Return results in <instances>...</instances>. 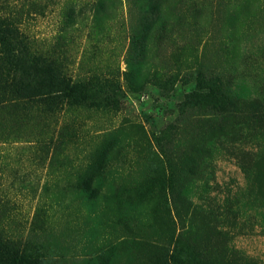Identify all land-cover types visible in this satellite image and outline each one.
Instances as JSON below:
<instances>
[{
	"label": "rangeland",
	"instance_id": "1",
	"mask_svg": "<svg viewBox=\"0 0 264 264\" xmlns=\"http://www.w3.org/2000/svg\"><path fill=\"white\" fill-rule=\"evenodd\" d=\"M7 5L74 81L0 112V236L26 264H264V0Z\"/></svg>",
	"mask_w": 264,
	"mask_h": 264
},
{
	"label": "trees",
	"instance_id": "2",
	"mask_svg": "<svg viewBox=\"0 0 264 264\" xmlns=\"http://www.w3.org/2000/svg\"><path fill=\"white\" fill-rule=\"evenodd\" d=\"M7 4L8 0H0V112L9 107V103L19 106L17 102L26 101L39 107L50 100L55 103L62 96L74 95V81L58 68V61L30 50L23 33L7 13L10 11ZM33 79L35 86H32ZM6 121L0 114L1 136L10 132ZM30 258L18 244L0 236V264H26Z\"/></svg>",
	"mask_w": 264,
	"mask_h": 264
}]
</instances>
